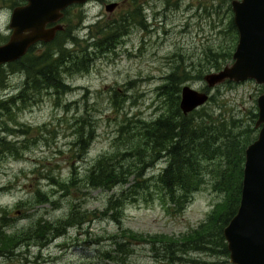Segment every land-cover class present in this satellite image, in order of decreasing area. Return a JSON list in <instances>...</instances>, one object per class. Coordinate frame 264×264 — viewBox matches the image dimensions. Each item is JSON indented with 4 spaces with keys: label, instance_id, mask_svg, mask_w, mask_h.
<instances>
[{
    "label": "rangeland",
    "instance_id": "obj_1",
    "mask_svg": "<svg viewBox=\"0 0 264 264\" xmlns=\"http://www.w3.org/2000/svg\"><path fill=\"white\" fill-rule=\"evenodd\" d=\"M215 2L226 3L193 0V14H167L165 21L148 9L144 28L131 24L107 49L92 48L84 39L86 22L97 21L91 24L94 42L114 30L108 24L111 19L96 14L104 13L102 6L65 10L64 20L60 19L66 27L62 35L72 36L66 48L83 52L90 61L85 69L63 74L67 90L40 89L11 109L6 120L12 129L6 135L12 149H0V231L12 238L0 243V264H231L228 254L175 251L221 199L211 182L218 158L209 164L203 182L180 210L166 205L157 187L150 184L126 198L114 219L103 208L120 192L121 184L103 188L84 179L97 156L119 146L117 126L123 118L152 119L168 105V96L159 94L157 87L171 71L183 74L180 85L207 92L206 101L196 108L203 106L213 121L231 118L240 124L249 112H256L261 85L252 79L211 87L203 80L205 73L217 70L213 59H221L230 47L227 15L210 9ZM23 75L9 72L0 95L19 93ZM79 117L89 122L90 136L83 151L71 143L76 137L74 120ZM164 164L163 158H157L148 166L131 164L129 170L140 179L156 175ZM50 178L67 186L61 189ZM132 180V175L127 176L128 183L122 187ZM72 204L75 221L58 222ZM41 226L39 234L36 229ZM115 240L122 244L116 246ZM166 241L176 244L169 243L167 249L178 254V260L166 256Z\"/></svg>",
    "mask_w": 264,
    "mask_h": 264
},
{
    "label": "trees",
    "instance_id": "obj_2",
    "mask_svg": "<svg viewBox=\"0 0 264 264\" xmlns=\"http://www.w3.org/2000/svg\"><path fill=\"white\" fill-rule=\"evenodd\" d=\"M210 8L218 14L215 3H212ZM123 27L126 25L113 26L115 31L104 35L110 39L115 38V33L123 30ZM227 27L230 31V47L221 53V59H213L214 69L225 64L227 58L231 59V51L235 43V27L231 18ZM62 33V30L57 31L50 41L43 43L44 48L41 50L36 52L29 50L18 66H0V87L5 86L9 72L19 71L24 74L19 93L0 95V149L7 151L12 149V142L6 138L7 131L12 130L6 125V120L12 114L11 109L18 106L19 102L24 103L30 94L40 89H53L54 93L67 90L68 83L64 81L63 74L82 70L88 66L90 57L81 51L78 53L72 48H66L65 42L72 36L68 34L63 36ZM175 71L167 73L166 80L157 87L159 94L168 96V105L162 106L160 112L152 119L145 120L132 116L123 118L117 126L119 146L114 151H107L97 156L86 168L84 174L86 181H84L103 188L113 186L115 183L121 184L120 192L111 196L103 208L110 212L114 219L121 213L126 198L136 194L137 188L143 189L150 184L157 187V192L166 205L170 204L175 210H180L189 200L191 193L203 182L204 174H208L209 164L218 158L216 166H213L214 177L211 182L212 188L221 192V199L210 208L204 220L199 222L195 229L189 231V237L180 241L175 251L186 253L195 250L227 255L222 228L238 205L244 148L256 135L257 128L254 126L256 112H249V118L240 124L234 123L231 118L228 121H213L211 113L203 106L182 113L178 100L182 85L180 83L184 77L183 74L178 76ZM74 124L76 127L73 132L76 137L71 143L83 151L90 136L89 122L79 117L74 120ZM115 157L120 159L116 161ZM157 158H163L165 164L156 175L150 177L142 175V178L137 179L139 175L129 170L131 164L148 166ZM129 175L133 177L132 182L122 187L123 184L128 183ZM52 181L61 189L67 186L63 181ZM59 220L75 221L73 204L68 214L64 218H59L58 222ZM43 229L44 227L41 226L36 232L41 234ZM11 238L12 236H3V232L0 231L1 244H6ZM114 243L116 246L122 244L116 240ZM169 243L176 246L170 241ZM169 243L166 241L165 244L166 256L173 255L175 256L173 260H178V254L175 255L171 248L167 249Z\"/></svg>",
    "mask_w": 264,
    "mask_h": 264
},
{
    "label": "water",
    "instance_id": "obj_3",
    "mask_svg": "<svg viewBox=\"0 0 264 264\" xmlns=\"http://www.w3.org/2000/svg\"><path fill=\"white\" fill-rule=\"evenodd\" d=\"M25 1L24 6L12 10L9 23L12 32L0 44V63L15 59L36 40H50L59 24L48 27L44 24L56 20L65 6L83 0ZM113 5H106V10ZM230 7L237 31L232 60L205 73L203 80L211 87L223 80L252 79L262 90L255 98L257 133L244 148L238 205L223 226L222 235L231 264H264V0H231ZM207 97L206 91L183 84L178 106L186 113Z\"/></svg>",
    "mask_w": 264,
    "mask_h": 264
},
{
    "label": "flooded vegetation",
    "instance_id": "obj_4",
    "mask_svg": "<svg viewBox=\"0 0 264 264\" xmlns=\"http://www.w3.org/2000/svg\"><path fill=\"white\" fill-rule=\"evenodd\" d=\"M221 1L226 2V3L218 4L215 2L217 6L216 10L218 14H228L229 15V16L227 15V20H226V25H227L228 20L230 18L232 19V12H231V7H230L231 0H221ZM110 3L114 4L113 7L110 10H106L105 6ZM157 3L159 4V8H156ZM25 4H26L25 0H0V15L4 16L3 21H0V44L6 42L12 32V28L9 25L12 10L17 7H22ZM98 4L100 7L101 6L103 7L104 13L101 11H97L96 14H98V16L102 18L106 16L105 20L111 19L108 22V24L112 25L111 26L112 28L113 26H116V27H122L125 25L127 26V29L126 27H123V30H120V32L115 33L116 34L115 36L117 37L122 35L124 32L128 31V28L131 24L132 25L137 24L144 28L146 26L145 25L146 19H145L144 14H148L149 12L147 11L148 9L150 10V14H158V15L160 14L161 19L164 21H165V16H167V14H182L181 16H183V14H186L188 16L193 14V0H83L80 3H71L65 6L61 11H59L61 15L56 20L48 21L44 24V26L48 27L53 24H59V28L55 30V34L59 30H62L64 34V32L66 31V27L64 26V22L63 23L60 22V19L64 20L65 10L70 9L73 6H79V7L83 6L84 11H86V10H91ZM195 9L197 10V6H195ZM210 9L212 10V8ZM229 11L231 14H229ZM87 18L89 17L87 16ZM84 19L86 18L84 17ZM154 19H157V17L154 16ZM221 21L223 23V19H221ZM94 22L96 23L97 21H92V23ZM92 23L86 22L83 24V26L86 27V30H88L84 34L85 43L88 46L92 48L93 47L98 48V49H107L116 44L114 42V38L110 39L104 34L102 36V39H97L94 42V38L91 35V32L94 31L95 28L92 30V27H93L91 25ZM111 35H113V33ZM50 40L45 41V40L39 39V40L34 41L25 49V51L21 55H19L13 60L0 63V66L2 67L18 66L21 63L23 56L27 54L29 50L33 52L39 51L42 48H44L43 43L48 42ZM236 40H237V31L235 28V41ZM116 41L118 40L116 39ZM255 119H254V122H255ZM256 128L258 129V127Z\"/></svg>",
    "mask_w": 264,
    "mask_h": 264
}]
</instances>
